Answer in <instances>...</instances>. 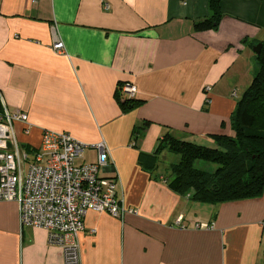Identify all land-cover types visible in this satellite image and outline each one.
<instances>
[{"label": "crops", "instance_id": "0c3cea01", "mask_svg": "<svg viewBox=\"0 0 264 264\" xmlns=\"http://www.w3.org/2000/svg\"><path fill=\"white\" fill-rule=\"evenodd\" d=\"M220 9L216 28L195 30L208 0H0V108L27 114L15 122L19 142L33 152L44 130L67 132L88 145L91 162L92 145L104 142L101 175L116 177L136 210L88 211L80 264H264V191L201 203L169 186L176 153L149 156L165 133L213 146L208 134L258 69L252 48L264 39V0H222ZM126 81L140 102L124 109L116 89ZM0 264H63L44 228L21 225L15 201L0 200Z\"/></svg>", "mask_w": 264, "mask_h": 264}, {"label": "built area", "instance_id": "2783aa9c", "mask_svg": "<svg viewBox=\"0 0 264 264\" xmlns=\"http://www.w3.org/2000/svg\"><path fill=\"white\" fill-rule=\"evenodd\" d=\"M52 47L62 51L63 44L56 41ZM209 89L205 87L206 91ZM119 91L132 98L136 86L126 81ZM27 119L25 112L9 111L2 103L0 200L18 204L21 225L47 231L48 243L62 248L63 264H80L77 236L84 228L83 220L88 211L122 218L136 210L127 207L119 196L117 178L100 174L110 159L104 142L92 145L97 149L95 162L76 163L88 145L67 132L44 130L39 147L30 155L31 150L22 146L15 131V122ZM25 132H28L27 127ZM260 225L264 229V219ZM195 226L211 228L213 224L198 222Z\"/></svg>", "mask_w": 264, "mask_h": 264}, {"label": "trees", "instance_id": "16d2710c", "mask_svg": "<svg viewBox=\"0 0 264 264\" xmlns=\"http://www.w3.org/2000/svg\"><path fill=\"white\" fill-rule=\"evenodd\" d=\"M221 1L208 0L209 15L194 23L195 30L217 27L222 17ZM261 44L259 53L255 54L258 69L250 84L236 101L228 119L222 121L221 128L208 134L213 139V146L165 133L154 153L149 155L155 158L163 148H168L179 156L167 168L168 184L175 193H188L192 200L201 203L251 199L263 193L264 39ZM122 83H118L116 94L124 109L131 108L140 100L121 96L119 87ZM147 125L149 121H143L134 129V134H140Z\"/></svg>", "mask_w": 264, "mask_h": 264}, {"label": "rangeland", "instance_id": "374dc122", "mask_svg": "<svg viewBox=\"0 0 264 264\" xmlns=\"http://www.w3.org/2000/svg\"><path fill=\"white\" fill-rule=\"evenodd\" d=\"M32 153L33 152L30 151V155H32ZM168 155L175 156L173 153H168ZM166 159H169V158L167 157ZM91 161H92V152H90L89 150H85L82 157L77 159L75 162L76 163H92ZM163 162L167 163L166 160H164V159H163ZM212 167H213V165H212ZM100 174H101V171H100Z\"/></svg>", "mask_w": 264, "mask_h": 264}, {"label": "water", "instance_id": "95a60500", "mask_svg": "<svg viewBox=\"0 0 264 264\" xmlns=\"http://www.w3.org/2000/svg\"><path fill=\"white\" fill-rule=\"evenodd\" d=\"M261 42H258L254 47H253V51L255 54H258L261 48Z\"/></svg>", "mask_w": 264, "mask_h": 264}]
</instances>
